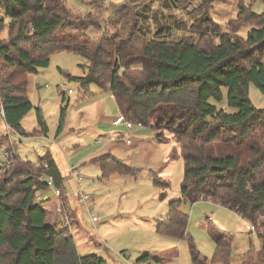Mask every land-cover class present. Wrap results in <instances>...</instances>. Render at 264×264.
I'll use <instances>...</instances> for the list:
<instances>
[{
	"label": "trees",
	"instance_id": "1",
	"mask_svg": "<svg viewBox=\"0 0 264 264\" xmlns=\"http://www.w3.org/2000/svg\"><path fill=\"white\" fill-rule=\"evenodd\" d=\"M66 1L0 0V97L5 121L22 137L46 132L38 108L40 130L26 133L20 125L34 108L26 95L28 76L47 67L54 53L81 56L87 61L86 75L78 78L82 85L96 84L110 93L124 119L132 126L150 128L155 141L165 142L170 135L176 142L170 159L179 152L183 161L181 197L168 202L165 216L156 220V233L186 240L193 264H230L233 237L217 229L211 235L212 257H202L187 234L188 215L180 207L185 200L210 201L254 226L261 220L264 229V109L254 108L248 97L251 84L264 94V11L255 13L239 2L225 31L204 15L191 25L200 33L196 39L187 35L170 41L148 38L141 30L137 8L146 0H124L111 8L109 25L114 33L91 39L85 31L99 23L75 15ZM184 1L176 2L180 6ZM204 24L212 27L217 41L202 31ZM241 25L250 27L246 37L237 34ZM226 106L236 112L227 113ZM64 114L62 107L59 129ZM37 162L47 166L33 169L32 162L17 156L0 175V264H107L94 254L78 253L70 229L56 230L60 216L59 221L48 220L46 201L36 199L37 191L45 187L36 176H51L62 197L63 176L49 154ZM90 162L99 167L102 178L139 172L110 153ZM153 183L163 199L168 183L156 177ZM258 234V264H264V232ZM137 261L160 259L145 253Z\"/></svg>",
	"mask_w": 264,
	"mask_h": 264
},
{
	"label": "rangeland",
	"instance_id": "2",
	"mask_svg": "<svg viewBox=\"0 0 264 264\" xmlns=\"http://www.w3.org/2000/svg\"><path fill=\"white\" fill-rule=\"evenodd\" d=\"M176 1L181 0H146L139 5L140 28L148 38L161 36L163 40L177 41L191 35L196 39L200 33L193 30L191 25L204 15L225 31L227 22L235 19L239 2L250 6L255 13L264 11V0H212L204 7L202 5L207 0H185L180 6ZM123 2L67 0L66 6L75 15L99 23V27L89 25L85 31L88 37L96 39L114 33L113 26L109 25L113 19L111 8ZM163 28L166 31L156 35ZM249 29V26L241 25L237 34L246 37ZM202 31L213 34V38L218 40L210 25L204 24ZM4 36L2 32L1 37ZM86 64L87 61L79 55L57 52L50 56L47 67L38 68L28 76L26 95L34 108L21 120L20 125L26 133L40 130L35 111L38 108L46 132L27 137L11 133L17 155L34 164L49 154L61 164L66 174L64 191L71 196L79 189L91 197L92 213L97 218L94 223L91 214L81 203L72 204L77 218L71 222L70 233L79 254H94L105 259L107 264H193L186 240L160 235L154 228L155 221L165 216L168 202L181 197L183 161L179 152L174 159H170L176 142L168 134H165L168 140L157 142L150 128L137 124L120 131V135L111 134L107 126L99 124L100 120L114 118L115 103L110 93L98 85H82L78 80L86 75ZM248 97L254 108L264 109V94L252 84L248 88ZM62 107H65V114L59 129ZM225 111L235 113L236 109L226 106ZM108 141L122 144L109 150L104 148ZM107 153L113 154L127 166L139 169V172L135 176L113 173L102 178L99 167L90 161ZM75 164L73 168L81 176L79 188L68 173V168ZM155 177L168 183L163 199L159 198L161 189L153 183ZM37 194L42 199L45 196L55 198L52 189L46 187L38 190ZM180 208L188 215L187 234L192 237L202 257H212L214 242L211 235L216 234L217 228L233 237L231 257L248 248L250 235L252 248L260 246L257 233L264 232L259 226L261 220L255 226L256 232L248 233V221L210 201L190 203L185 200ZM57 214L55 208L54 213H49V220H54ZM62 229L63 225L58 223L56 230ZM145 253L156 255L160 262H138L137 259Z\"/></svg>",
	"mask_w": 264,
	"mask_h": 264
},
{
	"label": "built area",
	"instance_id": "3",
	"mask_svg": "<svg viewBox=\"0 0 264 264\" xmlns=\"http://www.w3.org/2000/svg\"><path fill=\"white\" fill-rule=\"evenodd\" d=\"M68 93H71V90H68ZM113 125H124L126 128L130 129L132 128L131 122L124 119L122 114L118 113L115 118L113 119ZM11 133H15L13 128L5 121V111L3 106V101L0 97V175L5 173L7 170H9L15 161L16 157L18 156L16 153L15 145L13 140L11 139ZM129 142V140H127ZM47 164L45 162H37L34 163L32 168L35 169L37 167H43L45 168ZM69 173L72 175L73 179L77 184H79L81 180V176L76 174L75 168H69ZM36 180L38 183H42L46 188L52 189V192L54 194V197L58 200L62 197V192L59 188H57L54 185L53 178L51 176H46L44 173L39 174L36 176ZM65 195H69L67 192H65ZM79 203H81L86 210L89 211L91 214V221L94 223L97 221L96 216L92 213L93 209L91 208V197L88 194H85L79 189L77 192L73 194ZM37 200H43L39 194H36ZM56 211L58 212L60 216L61 224L64 228L70 229L71 222L69 220L68 213L65 208H63L61 205L56 208ZM246 229L249 231H254L255 226L249 222V224L246 225Z\"/></svg>",
	"mask_w": 264,
	"mask_h": 264
},
{
	"label": "crops",
	"instance_id": "4",
	"mask_svg": "<svg viewBox=\"0 0 264 264\" xmlns=\"http://www.w3.org/2000/svg\"><path fill=\"white\" fill-rule=\"evenodd\" d=\"M113 106H114V109H115V111L112 109L113 110V114L115 113V116H116L119 113V111H118V109H117V107H116L115 104H113ZM115 116H114V118H115ZM113 119H111V120H100V123L99 124H102L103 126H107L110 129L109 130L110 133L112 132L111 134L119 133V135H120L121 134L120 131H122V130L126 131V129H128L124 125H121V124L120 125H113V123H112L113 122ZM127 140H129V139H126V141ZM128 143H132V142H130V140H129ZM120 144H122V142L118 143L117 145H120ZM117 145L115 143H113L112 141H108V143L105 146L103 144L104 148L105 149H109V150H111V149L113 150L115 147H117ZM103 146L101 148H103ZM56 164L58 166L59 171L61 172V174L63 176V181H62V186H63L64 185V179L66 178V174L62 171V168L60 167L61 164L60 163L58 164L57 162H56ZM76 164L73 165L72 168L74 166H76ZM77 187L79 188V184H77ZM43 200L46 201L44 203V205H43V208L47 211L48 220H49V213L50 212L54 213L55 208H58L60 205L63 208H65L66 210H68L67 213L70 216L71 222L74 220V218H77L76 211L74 209H72L73 202H78L74 195H71V196H69V195L63 196L60 200L59 199L57 200L56 198L51 199V198L45 196V197H43ZM217 206H219V205H217ZM91 207H93L92 199H91ZM58 219H59V214H57V216H56V218L54 220H52V221L49 220V221L50 222H54V221H58ZM208 220H210V219H208ZM155 223H156V221H155ZM154 228H155V225H154ZM217 229L220 230L219 228H217ZM246 231L248 233H251L252 232V231H249L247 229H246ZM257 236H258L259 243H260L259 244L260 245L259 248H255V249L252 248V237L250 235L249 236V243L250 244H249L248 248L245 251H243V252H240V253L235 254L234 256L232 255L231 260H230V264H258V262H259V251H260V247H261V238H260V236H259L258 233H257Z\"/></svg>",
	"mask_w": 264,
	"mask_h": 264
}]
</instances>
